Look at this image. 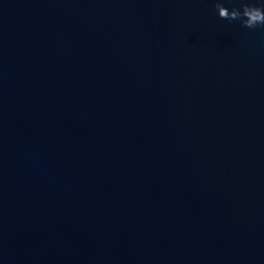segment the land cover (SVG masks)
<instances>
[{
	"label": "water",
	"instance_id": "1",
	"mask_svg": "<svg viewBox=\"0 0 264 264\" xmlns=\"http://www.w3.org/2000/svg\"><path fill=\"white\" fill-rule=\"evenodd\" d=\"M216 2L0 0V264H264V27Z\"/></svg>",
	"mask_w": 264,
	"mask_h": 264
},
{
	"label": "clouds",
	"instance_id": "2",
	"mask_svg": "<svg viewBox=\"0 0 264 264\" xmlns=\"http://www.w3.org/2000/svg\"><path fill=\"white\" fill-rule=\"evenodd\" d=\"M240 8L233 7L231 10L225 7L220 0L215 3L218 16L229 22L238 20L242 26L255 29L258 26L264 27V5L256 6L252 3H243Z\"/></svg>",
	"mask_w": 264,
	"mask_h": 264
}]
</instances>
